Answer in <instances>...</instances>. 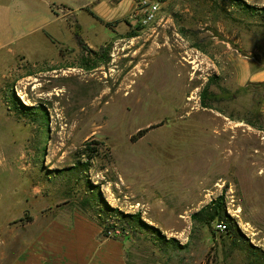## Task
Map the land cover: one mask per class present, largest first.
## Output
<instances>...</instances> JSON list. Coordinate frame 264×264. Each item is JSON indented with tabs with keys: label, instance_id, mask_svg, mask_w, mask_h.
Here are the masks:
<instances>
[{
	"label": "rangeland",
	"instance_id": "obj_1",
	"mask_svg": "<svg viewBox=\"0 0 264 264\" xmlns=\"http://www.w3.org/2000/svg\"><path fill=\"white\" fill-rule=\"evenodd\" d=\"M139 1L109 7V26L58 7L1 58L0 253L80 216L124 241L127 264H260L264 84L244 83L264 68V0H157L146 28ZM90 191L143 225L122 230ZM219 197L240 237L192 218Z\"/></svg>",
	"mask_w": 264,
	"mask_h": 264
},
{
	"label": "crops",
	"instance_id": "obj_2",
	"mask_svg": "<svg viewBox=\"0 0 264 264\" xmlns=\"http://www.w3.org/2000/svg\"><path fill=\"white\" fill-rule=\"evenodd\" d=\"M130 0H0V62L8 53L22 51L18 48L24 37L43 33L57 20L64 19L54 9L66 7L76 18L79 26L83 16L96 17L104 23L119 20V10L114 13L109 7L118 8ZM132 3L128 4V14ZM92 14V15H91ZM127 15V14H126ZM31 47L34 42L26 43ZM246 59L239 52L230 53L231 64ZM233 70V67H232ZM234 77L237 83V74ZM246 84H264V68L249 70ZM264 113V99L260 105ZM35 239H25L24 245L12 241V250L0 253V264H127L123 240L101 239L100 229L83 217L77 216L69 223L52 220L44 224ZM16 241V242H15ZM0 243L2 240L0 239ZM15 249V250H13Z\"/></svg>",
	"mask_w": 264,
	"mask_h": 264
},
{
	"label": "trees",
	"instance_id": "obj_3",
	"mask_svg": "<svg viewBox=\"0 0 264 264\" xmlns=\"http://www.w3.org/2000/svg\"><path fill=\"white\" fill-rule=\"evenodd\" d=\"M112 2H114L113 0H111ZM119 0H117L116 2H118ZM114 2V3H116ZM92 15V14H91ZM94 19L99 20L101 23H103V21H101L100 19L96 18L93 16ZM106 26H109L111 24L109 23H105ZM75 41L76 44L80 47L83 48V44L81 42V39L79 37V27L76 26L75 27ZM205 91L202 92L201 97H202V101L205 98ZM17 101V99H16ZM18 102V101H17ZM20 105V104H19ZM203 107H207L205 103H202ZM143 132H147V130L141 131L142 134ZM87 168L83 166V170H86ZM75 171L77 170L78 172H82V169L80 168H75ZM97 193V195H96ZM90 197H97L96 201L97 203H101L102 204V210H101V214H103L105 217H109V218H113V220L116 222V224L118 223L119 225H121L122 230L123 226L128 227L130 229H135L136 226L139 225H143V223L140 220V217L138 215H128V214H123L120 213L119 211H117L116 209H112L110 207H108L101 199V196L98 194V191H90L89 193ZM100 197V198H99ZM203 216H206V218L208 219V221H212V220H219L220 223H223L225 225V228L228 227V229H232L235 237H240V232L236 226V224L226 215L225 211H224V203H223V199L222 197H219L213 201H211L209 204H207L206 206H204L200 211L196 212L195 214L192 215V218L194 220H198V221H204ZM108 228H113V227H106V225H103V231L102 234L103 236L107 237V233L106 231L109 230ZM248 249L253 250L254 252L256 250L253 249V247L250 244H247ZM259 259L260 264H263L264 262V255L262 253H260L259 256H257ZM262 262V263H261Z\"/></svg>",
	"mask_w": 264,
	"mask_h": 264
},
{
	"label": "built area",
	"instance_id": "obj_4",
	"mask_svg": "<svg viewBox=\"0 0 264 264\" xmlns=\"http://www.w3.org/2000/svg\"><path fill=\"white\" fill-rule=\"evenodd\" d=\"M160 2L155 0L139 1L137 4L136 14L131 16V23L141 28H146L156 21L159 12ZM220 229H225L223 223H219Z\"/></svg>",
	"mask_w": 264,
	"mask_h": 264
}]
</instances>
